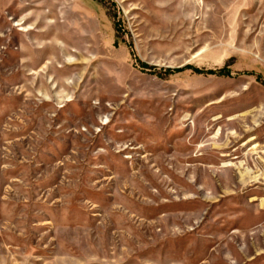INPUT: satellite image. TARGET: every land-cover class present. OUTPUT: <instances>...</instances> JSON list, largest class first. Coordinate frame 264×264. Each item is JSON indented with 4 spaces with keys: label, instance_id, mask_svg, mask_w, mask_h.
I'll return each mask as SVG.
<instances>
[{
    "label": "rangeland",
    "instance_id": "374dc122",
    "mask_svg": "<svg viewBox=\"0 0 264 264\" xmlns=\"http://www.w3.org/2000/svg\"><path fill=\"white\" fill-rule=\"evenodd\" d=\"M0 264H264V0H0Z\"/></svg>",
    "mask_w": 264,
    "mask_h": 264
},
{
    "label": "trees",
    "instance_id": "16d2710c",
    "mask_svg": "<svg viewBox=\"0 0 264 264\" xmlns=\"http://www.w3.org/2000/svg\"><path fill=\"white\" fill-rule=\"evenodd\" d=\"M142 65H143V63H142ZM193 69H195L196 71H198L196 68H193ZM166 71H170V69H167ZM222 70H220V72H221ZM209 73H212V71H209Z\"/></svg>",
    "mask_w": 264,
    "mask_h": 264
}]
</instances>
